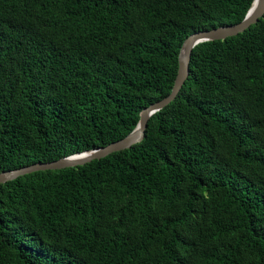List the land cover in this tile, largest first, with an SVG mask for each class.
Listing matches in <instances>:
<instances>
[{
    "label": "trees",
    "instance_id": "obj_1",
    "mask_svg": "<svg viewBox=\"0 0 264 264\" xmlns=\"http://www.w3.org/2000/svg\"><path fill=\"white\" fill-rule=\"evenodd\" d=\"M252 2L0 0V172L124 138ZM0 264H264V15L193 48L141 142L1 184Z\"/></svg>",
    "mask_w": 264,
    "mask_h": 264
},
{
    "label": "water",
    "instance_id": "obj_2",
    "mask_svg": "<svg viewBox=\"0 0 264 264\" xmlns=\"http://www.w3.org/2000/svg\"><path fill=\"white\" fill-rule=\"evenodd\" d=\"M264 15V0H253L244 18L231 25L220 26L210 30L198 31L188 36L180 47L178 55V70L174 80L171 92L163 99L149 105L140 112V118L135 128L124 138L112 142L106 146L92 149L90 151L66 156L51 162H38L18 169L0 172V185L8 181L17 179L20 176L30 174L36 171L59 170L69 167H75L101 159L113 152H118L131 148L133 145L141 142L145 135L147 122L156 112L169 105L178 95L189 74V63L191 53L197 45L214 40H224L236 36L251 25L258 22Z\"/></svg>",
    "mask_w": 264,
    "mask_h": 264
}]
</instances>
